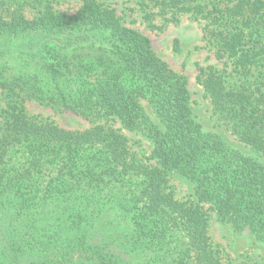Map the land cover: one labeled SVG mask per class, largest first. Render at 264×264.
Listing matches in <instances>:
<instances>
[{"label":"trees","instance_id":"obj_1","mask_svg":"<svg viewBox=\"0 0 264 264\" xmlns=\"http://www.w3.org/2000/svg\"><path fill=\"white\" fill-rule=\"evenodd\" d=\"M150 1L206 19L204 38L231 72L198 65L197 81L253 152L203 126L187 78L115 7L0 0V264H224L211 210L264 246V0ZM26 98L93 125L30 115ZM110 119L152 140L147 161ZM172 172L196 199L169 190Z\"/></svg>","mask_w":264,"mask_h":264},{"label":"rangeland","instance_id":"obj_2","mask_svg":"<svg viewBox=\"0 0 264 264\" xmlns=\"http://www.w3.org/2000/svg\"><path fill=\"white\" fill-rule=\"evenodd\" d=\"M106 6L115 7L123 17L126 25L139 29L148 35L154 50L166 60L178 73L184 75L188 81L191 107L206 129H213L222 134L230 143L246 153H252L251 146L241 141L228 129L213 113V105L206 95L203 85L197 81L198 65L214 66L219 70L231 72V64H226L215 55V49L204 38L206 19L198 18L192 13L173 12L161 13L158 6L150 0H99ZM205 0H203L204 2ZM84 0H56L55 7L59 11L73 13ZM28 15H32L31 10ZM151 14V19L145 17ZM176 16V18H175ZM154 23L157 28H152ZM179 40L180 51L175 50V40ZM232 81L233 78L230 77ZM5 92L0 89V126L3 125L2 108L7 107ZM26 111L30 115L48 119L68 129H86L93 124L81 115L71 110L57 109L53 104L26 98ZM147 111L154 117V113L147 106ZM108 125L118 127L128 137V144L132 156L147 161L153 150L152 140L140 130H129L118 120L110 119ZM169 190H173L181 200H194L193 183L182 175L170 173L168 176ZM209 204H205L209 208ZM210 235L214 248L222 258L224 264H264V246L256 241L248 230L239 231L230 222L218 219L214 210L210 211Z\"/></svg>","mask_w":264,"mask_h":264}]
</instances>
